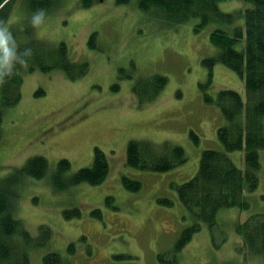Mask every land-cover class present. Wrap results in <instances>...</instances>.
I'll use <instances>...</instances> for the list:
<instances>
[{"label": "rangeland", "instance_id": "1", "mask_svg": "<svg viewBox=\"0 0 264 264\" xmlns=\"http://www.w3.org/2000/svg\"><path fill=\"white\" fill-rule=\"evenodd\" d=\"M248 7L242 0L219 4L225 14ZM22 15L10 16V23ZM243 18L212 21L197 32V19L173 26L153 9L142 10L137 0H98L86 8L81 0H61L46 13L37 36L52 46L63 42L69 57L88 63V70L73 79L60 70L23 73L21 100L4 111L0 126V178L36 155L51 169L67 159L70 176L91 167L95 147L110 167L99 185L81 183L59 192L48 177L23 180L15 218L35 240L41 226L52 232L48 243L28 249L31 264H43L50 252L65 264H163L160 255L164 264L174 257V264H260V258L244 252L236 228L253 214L264 216V150L255 171L258 186L245 193L248 207L220 210L212 228L199 222L190 242L174 253L182 230L196 222L179 202L175 185L196 174L203 151H224L217 132L226 121L217 95L229 89L246 99L243 79L220 63H206L219 53L210 35L243 27ZM235 48L241 50L244 42ZM154 75L166 83L149 100L147 80ZM130 141L180 146L186 163L167 172L128 167ZM227 154L245 169L243 150ZM122 176L139 182V189L128 190ZM73 209L80 216L66 218L64 212Z\"/></svg>", "mask_w": 264, "mask_h": 264}, {"label": "trees", "instance_id": "2", "mask_svg": "<svg viewBox=\"0 0 264 264\" xmlns=\"http://www.w3.org/2000/svg\"><path fill=\"white\" fill-rule=\"evenodd\" d=\"M130 0H117L128 3ZM227 0H137L139 7L147 11L153 9L164 17L170 25H180L197 19L194 26L199 31L212 21L232 22L235 17L243 18V27L231 31L214 30L210 35L211 43L218 48V55L206 63L211 66L220 63L235 72L245 85V102L234 90H221L216 98V105L226 121L218 129V139L224 151L205 150L202 152L196 174L188 181L175 185L177 198L186 211L194 216L196 222L183 229L174 247L178 253L190 242L200 223L212 228L217 214L225 208L244 209L248 207L245 193L254 191L258 186L255 171L259 168V151L264 150V0H242L249 4L244 13L225 14L219 4ZM98 0H81L86 8ZM61 0H0V17L10 22L9 17L23 14L18 23H10L20 49L31 47L33 56L29 59L27 72L21 70L7 84L0 87V126L3 113L21 100L23 73L40 70L43 73L60 70L73 79L84 75L88 63L74 62L68 55L67 46L60 42L52 46L37 36L35 30L27 27L29 19L37 9L50 13L59 7ZM13 14V15H12ZM24 31H20L21 26ZM94 34L91 35L93 40ZM244 42V48L235 46ZM147 80L152 85L151 93L146 97L151 100L165 83L166 78L154 75ZM136 93L140 90L134 89ZM1 138V133H0ZM196 139L195 136H193ZM244 151L245 169L235 166L229 158V152ZM186 163L184 150L177 145L162 143L155 145L148 141H130L126 150L125 165L137 170L167 172ZM108 160L99 148L95 147L91 167L78 169L67 176L71 164L67 159H60L53 169L42 156H32L20 168L13 169L7 176L0 178V264H31L28 249L46 244L51 239V229L39 228L35 240L25 229L23 223L15 218L19 192L17 190L27 177L33 179L49 178L54 191L66 190L81 183L99 185L109 173ZM124 186L130 191H137L140 183L122 176ZM160 203L171 205L167 199ZM93 215L100 217L94 210ZM64 216H80L78 209L66 210ZM200 222V223H199ZM242 238L244 252L260 258L264 264V216L253 214L236 228ZM159 259L164 264L163 256ZM43 264H65L58 253L50 252L43 256ZM174 257L169 264L176 263Z\"/></svg>", "mask_w": 264, "mask_h": 264}, {"label": "clouds", "instance_id": "3", "mask_svg": "<svg viewBox=\"0 0 264 264\" xmlns=\"http://www.w3.org/2000/svg\"><path fill=\"white\" fill-rule=\"evenodd\" d=\"M3 7V6H0ZM46 12L44 9H37L32 13L27 27L39 30L45 22ZM25 26L20 27L24 31ZM33 56L31 47L20 49L16 37L13 34L10 22L0 17V87L7 84L19 71H28L29 59Z\"/></svg>", "mask_w": 264, "mask_h": 264}]
</instances>
